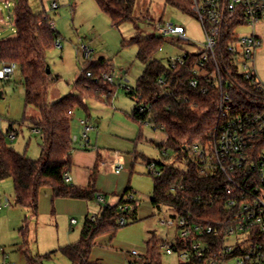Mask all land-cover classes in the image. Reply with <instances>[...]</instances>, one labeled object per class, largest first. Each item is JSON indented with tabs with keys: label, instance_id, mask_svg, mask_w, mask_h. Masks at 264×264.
<instances>
[{
	"label": "trees",
	"instance_id": "obj_1",
	"mask_svg": "<svg viewBox=\"0 0 264 264\" xmlns=\"http://www.w3.org/2000/svg\"><path fill=\"white\" fill-rule=\"evenodd\" d=\"M3 1L8 4L14 2L15 37L0 42L1 66H17L24 81L25 103L38 110L37 116L28 120L34 128L40 129L38 135L41 139V156L39 159H32L17 152L9 141L10 134L16 137L17 131L11 124L4 132L0 120V181L11 179L16 205L28 209L34 215L38 212L42 188L52 189L55 199L98 201L93 184L89 188H81L65 182L66 168L71 163V154L75 149L71 142L69 112L86 108L84 97L98 101L106 99L109 105L112 103L116 92L115 84L104 79V75H110V66L105 59L98 62L87 61L75 81V94L50 103L49 92L54 81L52 74L47 73L49 66L46 58L59 39V34L56 28L52 29V21L48 16L32 10L29 0ZM95 1L100 10L110 18L113 26L120 27L125 22L134 21L136 0ZM164 1L185 14L197 16L193 11V0ZM133 44L139 48L137 58L147 66L136 87H130L127 91L128 96L135 101L132 118L141 128L145 121H150L155 130L160 125L164 126L161 132L165 140L157 145L162 158L156 161L165 168L159 176L152 175V204L157 211L162 209L161 205L173 209L190 208L198 220L212 219L217 214L218 204H211V201L223 195L225 178L217 170L209 177L204 176L202 172L205 165L198 160H189L188 157L195 145L210 148L211 134L220 123L216 108L220 98L219 89L215 84H210L208 91L203 94L199 89L189 86L191 75L187 67L171 68L169 59L167 64L159 60L156 54L167 44L166 37L152 35L141 39L135 36L123 41V46ZM193 55L195 59L197 54ZM5 83H11L9 76L0 78V93ZM246 88L259 94L257 90ZM229 92L234 100L245 104L248 110L253 105L250 100H256L253 94L241 93L237 88H230ZM138 156L137 153L135 159ZM143 161L146 164L149 159ZM131 193L132 189L129 187L119 197L116 205H110L105 200L100 203L97 214L85 217L79 241L59 250L71 264H96L91 263L89 257L97 239L109 234L115 236L117 230L123 227L120 224L123 216L127 220L124 226L138 221L139 203L136 199L129 200ZM125 203L129 205V210L124 213L120 211L119 205ZM20 234L24 248L27 249V224L20 229ZM161 248L159 242H150L141 264H161ZM25 256L28 264H44V257L50 255L34 257L26 250Z\"/></svg>",
	"mask_w": 264,
	"mask_h": 264
},
{
	"label": "rangeland",
	"instance_id": "obj_2",
	"mask_svg": "<svg viewBox=\"0 0 264 264\" xmlns=\"http://www.w3.org/2000/svg\"><path fill=\"white\" fill-rule=\"evenodd\" d=\"M53 3L58 4L57 9H52ZM29 5L35 13L44 14L50 18L62 44L61 48L54 46L46 58L54 81L49 92V100H58L60 97L75 94V81L87 61L98 62L100 59H105L110 66L109 73L114 78L116 89L112 103L109 105L106 99L103 101L89 99L85 103L86 108L74 110L75 117L72 123L76 133L78 132L77 122L88 118L89 114L93 125L102 130L104 127H110L112 108L128 114L133 111L135 101L128 96L126 88L136 87L147 65L137 58L138 46L135 44L123 46L124 40H130L135 36L141 39L152 35L160 36L155 25L161 24L181 27L185 38L198 47H202L206 42L204 28L198 17L185 14L167 5L164 0H136L133 11L134 21L125 22L120 27L112 25L110 18L100 10L95 0H29ZM13 12L14 2L8 4L0 0V42L15 37ZM255 33L263 42L262 48L257 53V71L264 84V22L255 26ZM238 35H252V27L240 28ZM166 41L164 48L156 54V57L166 64L169 56L188 48L189 44L177 41L173 36H167ZM84 48H87L89 55L83 51ZM9 80L11 83L3 84L1 91L4 94L0 98L1 128L6 132L13 124L17 136L14 140L9 139L10 145L29 158L39 159L41 139L33 132L34 126L28 120L37 116L38 110L25 103L24 81L19 69L9 75ZM250 102L258 106L264 104V101L250 100ZM98 121L103 124H98ZM137 126L143 138L140 144L133 141L136 147L134 146L131 152H135L137 148L136 152L139 156L134 163V168L132 169L131 165L124 167L123 173L126 174L128 188L132 189L133 196L139 203L138 221L119 228L112 241L107 244L109 253L103 256L106 257L105 261L112 260L110 264H141L139 257L133 256L132 253L137 252L140 256H145L149 243L156 241L163 246L161 264H183L179 256H169L164 253V246L176 244L178 228L176 225L162 222L169 220V216L176 215L177 212L168 206H163L159 211L151 208L154 179L143 161L162 158L157 145L164 142L165 136L160 130H154L148 126L141 128L139 124ZM108 128L104 129L105 133ZM96 134L95 130L91 134V139L95 138ZM80 135L79 131L73 137ZM120 151L125 152L122 149ZM171 155L170 152L169 156ZM188 159L197 160V154L190 152ZM0 198L4 202L10 201L9 209L17 207L26 211L24 218H19L17 221L12 218L7 222L0 218V264H28L26 250L34 257L50 255L47 258L44 257V264H71L59 250L69 239L75 240L76 234H80L84 217L79 225L75 226V231H71L66 226V217L60 216L59 227L57 226L52 208L50 213H42L39 205L37 215L32 214L26 208L16 205L11 179L0 181ZM90 203L93 205L92 215L97 214L100 203L95 199ZM25 224L29 228L27 249L24 248V241L19 234L20 228ZM79 238L80 235L76 242Z\"/></svg>",
	"mask_w": 264,
	"mask_h": 264
},
{
	"label": "built area",
	"instance_id": "obj_3",
	"mask_svg": "<svg viewBox=\"0 0 264 264\" xmlns=\"http://www.w3.org/2000/svg\"><path fill=\"white\" fill-rule=\"evenodd\" d=\"M193 2V11L205 32L206 42L202 47L187 40L181 27L159 24L155 29L161 37L173 36L177 41L189 43L188 48L169 56L168 64L171 68L183 66L189 69L191 88L199 89L203 94L210 84L219 89L216 108L220 123L211 134L210 148L195 145L192 151L197 154L198 162L205 165L204 176L209 177L214 170L220 171L226 184L223 195L211 201V204H218L217 214L212 219L198 220L190 208H179L175 209L176 215L162 222L178 228L176 244L164 246V253L179 256L183 264H264V104H253L248 110L229 92L230 88H237L241 93L253 94L255 101H264V84L257 71V53L263 42L255 33V26L264 22V0ZM57 8L58 4L53 3L52 9ZM246 26L252 27V35H238V30ZM51 27L55 29L53 22ZM55 46L62 47L59 39ZM83 51L89 55L87 48ZM193 54H197L195 59ZM16 69L15 64L2 65L0 78L5 79ZM104 79L114 83L109 74L104 75ZM74 117L72 110L69 118ZM79 124L81 139L71 136V142L73 146L78 142L83 149H89L91 134L96 127L91 117L79 120ZM144 126L154 129L150 121H145ZM157 129L162 131L164 126ZM32 130L40 133L38 128ZM10 138L14 140L15 135L10 134ZM145 166L149 174L155 176L165 168L156 160H149ZM122 169L123 165H118L116 172L120 173ZM65 182H71L68 174ZM128 198L135 199L133 193ZM97 199L99 203L106 200L100 193ZM4 206H9V200L0 203V210ZM119 209L125 213L129 205L121 204ZM72 223L75 224L76 220ZM126 223V218L121 217L120 224L124 226ZM132 255L139 257L140 262L144 261V256L137 252Z\"/></svg>",
	"mask_w": 264,
	"mask_h": 264
},
{
	"label": "crops",
	"instance_id": "obj_4",
	"mask_svg": "<svg viewBox=\"0 0 264 264\" xmlns=\"http://www.w3.org/2000/svg\"><path fill=\"white\" fill-rule=\"evenodd\" d=\"M61 98L62 97L59 99ZM49 101L50 103H53L57 100ZM84 101L87 103L89 98L86 97ZM111 110L113 114L111 116L110 127H104L102 130H100L101 128L96 127L97 134L95 135V138L93 137L91 139V145L89 149H83L80 147V145H77L78 142L74 145L75 149L71 154V163L66 168V174L71 177V185L81 188H89L93 184L97 194L100 193L104 195L108 204L116 205L118 203L119 197L128 189V185L126 184V174L125 172L123 173L125 170L124 167L131 165V168L133 169L134 163L136 161L135 157L138 153L136 152L137 148L135 149V152H131L132 148L134 146L136 147L133 141H136V144H140V141L143 137L140 136V128L137 126L138 123H136L132 118L133 111L131 114H128L121 113L116 108H112ZM90 116L91 115L89 114V117ZM72 122L73 119H71L70 122V133L71 136H74V134L77 135L79 131L81 132L82 130L80 124L77 122L76 127L78 132L76 133ZM97 123L99 124L101 121H98ZM106 128H108V131L110 130L109 133L108 131L107 133L104 132V129ZM77 137L79 140L81 139V135ZM120 149L124 150L125 152H121ZM118 165H123V169L120 173L116 172ZM1 202L3 203L4 201L1 200ZM90 204V202L85 200L67 198L55 199L53 197L52 189L50 188L41 189L38 201V207L39 205L41 206L40 210L42 213H50L51 208L53 209V218L54 221H56L58 227L60 216L66 217V226L71 231H75V226L79 225L83 217L85 220L87 215H92L93 205ZM10 206L11 203L9 201V206H4L0 210V218L5 219L7 222L12 218L16 219L14 221L19 220V218H24L26 211H22L17 207L9 209ZM151 208L156 210L152 204V201ZM74 220H76L75 224L72 223ZM80 234H76L75 240L69 239L65 246L73 244L74 241L76 243V240ZM113 238L114 236L109 234L97 239L96 245L93 247L90 253L89 261L91 263H112V260L105 261L106 257L103 255H107L109 253L107 244L110 243Z\"/></svg>",
	"mask_w": 264,
	"mask_h": 264
},
{
	"label": "water",
	"instance_id": "obj_5",
	"mask_svg": "<svg viewBox=\"0 0 264 264\" xmlns=\"http://www.w3.org/2000/svg\"><path fill=\"white\" fill-rule=\"evenodd\" d=\"M47 73H50V68L47 69ZM2 97V93H0V98Z\"/></svg>",
	"mask_w": 264,
	"mask_h": 264
}]
</instances>
